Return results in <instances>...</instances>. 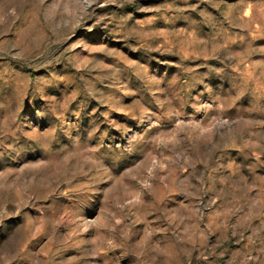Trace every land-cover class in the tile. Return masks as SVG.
Segmentation results:
<instances>
[{"label":"rangeland","instance_id":"rangeland-1","mask_svg":"<svg viewBox=\"0 0 264 264\" xmlns=\"http://www.w3.org/2000/svg\"><path fill=\"white\" fill-rule=\"evenodd\" d=\"M0 264H264V0H0Z\"/></svg>","mask_w":264,"mask_h":264}]
</instances>
